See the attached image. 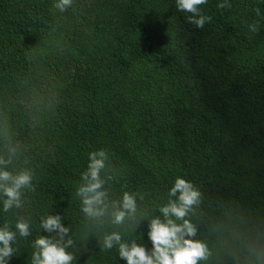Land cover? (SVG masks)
<instances>
[{"label": "trees", "instance_id": "1", "mask_svg": "<svg viewBox=\"0 0 264 264\" xmlns=\"http://www.w3.org/2000/svg\"><path fill=\"white\" fill-rule=\"evenodd\" d=\"M53 2L0 0V117L37 177L14 210L33 230L12 264H31V241L48 235L40 218L57 213L76 239V264H125L82 232L75 190L101 148L117 175L113 198L135 191L151 209L177 176L196 184L209 264H237L226 231L264 225V0L223 9L208 0L202 29L175 0H74L63 13ZM15 219L0 212V224ZM136 237L151 248L147 221L125 235Z\"/></svg>", "mask_w": 264, "mask_h": 264}, {"label": "clouds", "instance_id": "2", "mask_svg": "<svg viewBox=\"0 0 264 264\" xmlns=\"http://www.w3.org/2000/svg\"><path fill=\"white\" fill-rule=\"evenodd\" d=\"M73 2L54 0L53 7L63 13ZM207 3L208 0H175L176 10L188 13V23L198 29L211 22V16L204 14L201 7ZM230 6V0L217 4L221 9ZM248 29L256 32L258 26L249 24ZM23 154L24 148L13 128L0 117V212H13L16 216L14 223L5 220L0 224V264H12L18 239L31 236L33 230L30 217L14 212L25 207L26 193L36 188V173L22 160ZM116 179L108 151L103 148L90 151L75 190L84 236L97 237L104 250L115 248L125 264H209L213 249L205 239L198 238L199 226L194 222L204 199L196 184L177 176L165 202L150 209L141 207L144 198L135 191L124 190L113 198L112 184ZM143 221H147L150 249L137 242L140 237L125 238ZM109 226L113 230L107 231ZM39 227L48 235H39L31 241V264H76V255L69 250L76 246V239L70 234L71 228L63 223L62 215L42 216ZM223 248L237 259V264H264V225L228 229Z\"/></svg>", "mask_w": 264, "mask_h": 264}]
</instances>
